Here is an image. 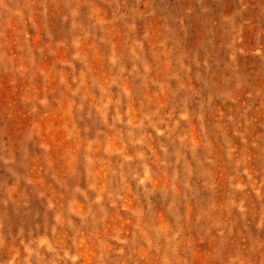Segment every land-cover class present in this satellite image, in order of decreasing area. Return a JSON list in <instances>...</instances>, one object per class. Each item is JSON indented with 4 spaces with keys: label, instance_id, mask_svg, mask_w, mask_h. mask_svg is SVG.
Wrapping results in <instances>:
<instances>
[{
    "label": "rangeland",
    "instance_id": "obj_1",
    "mask_svg": "<svg viewBox=\"0 0 264 264\" xmlns=\"http://www.w3.org/2000/svg\"><path fill=\"white\" fill-rule=\"evenodd\" d=\"M0 264H264V0H0Z\"/></svg>",
    "mask_w": 264,
    "mask_h": 264
}]
</instances>
